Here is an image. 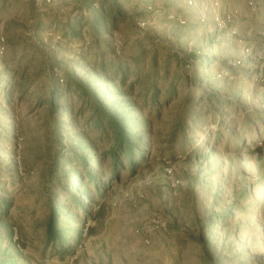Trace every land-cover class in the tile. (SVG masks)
<instances>
[{"label":"rangeland","instance_id":"1","mask_svg":"<svg viewBox=\"0 0 264 264\" xmlns=\"http://www.w3.org/2000/svg\"><path fill=\"white\" fill-rule=\"evenodd\" d=\"M104 61L143 89L139 167L114 177L90 111L68 134L48 105L68 80L116 95L93 72ZM0 80L14 91L11 106L0 91V264H264V0H0ZM77 153L103 181L79 187L83 209L59 166Z\"/></svg>","mask_w":264,"mask_h":264},{"label":"trees","instance_id":"2","mask_svg":"<svg viewBox=\"0 0 264 264\" xmlns=\"http://www.w3.org/2000/svg\"><path fill=\"white\" fill-rule=\"evenodd\" d=\"M103 11L100 10V14L98 15L96 21L95 28H98L100 31H105L107 26V20L105 19ZM106 63H104L98 68L96 71L93 70L94 73L100 74V76L106 77V84L109 86H113L117 94L111 93H102L100 92V87L95 86L94 88L90 87V84H84L76 80H68L65 87L57 83L51 94V98L48 100V105L52 110L57 111V108H63L62 118L63 116H69V122L71 129L70 131H66L63 129L66 127L65 120L62 119V124L58 129L59 134L63 135L64 132L71 134V130L73 131L77 126V115L81 116L85 114V112L90 111L91 115L88 119V126L98 129L104 140H107V143H112V149L109 153L106 154L107 158L111 159V166L109 168L111 176H117V170L123 169L124 167L120 165V160L128 161L129 166L135 171L139 167V161L136 157V151L140 147L144 146V137L145 132L142 131L144 123L138 120L137 115L135 116V112L138 114L139 108L135 105L132 100V93L136 90L143 93L142 88H138V82H132L130 86H126V81L129 77V72L127 66L125 64H115L114 62L110 64V66L115 70L113 73V79H108L110 76V72L106 70ZM108 66V65H107ZM93 73V74H94ZM92 74V75H93ZM94 74V75H96ZM112 78V77H111ZM100 80V78L98 79ZM96 81V83L98 82ZM117 80H120L119 83H116ZM4 80H0V83H3ZM94 83V84H96ZM93 84V85H94ZM2 91L3 98L7 106H11L13 90L11 87H6ZM159 92H155L156 99L158 97ZM116 96L114 99L110 98ZM77 98L79 101H82V108L75 113L73 110L72 100ZM136 110V111H135ZM61 140L63 137L59 136ZM91 145V144H90ZM95 148V147H94ZM139 148V149H140ZM95 150V149H93ZM62 161L59 163L60 167L68 166V168L76 170L73 171V176L77 177L76 180L68 181L66 177H59L58 180L61 182L62 180L68 181L67 184L70 188H66L67 190H73V192H77L79 194L78 200L74 203L80 209H83L82 200L85 197V191H79V187L82 189L90 188V185L94 186L93 192H98L100 187L103 185V181L96 179V168L92 165L91 156L79 155L78 153L73 156L61 157ZM96 160L97 157L95 156ZM77 166V167H75ZM101 172L104 171L102 167H97ZM58 171V166L55 168ZM98 177L100 179L104 178L102 173H99ZM87 180V181H86ZM58 191H54L53 194L57 195ZM92 190L88 191V196L93 194ZM58 199H62V205L66 212L69 210V203L72 202V197L66 199L63 194L59 193ZM4 202L0 203L2 206ZM58 204H54L51 207V218L48 226V235L49 241L51 243L59 242L61 234H63L59 230V220L60 214L58 209ZM2 212V210H0ZM70 249V247H69Z\"/></svg>","mask_w":264,"mask_h":264}]
</instances>
